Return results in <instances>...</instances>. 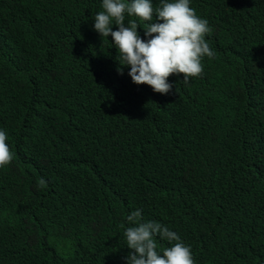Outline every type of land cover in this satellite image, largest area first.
<instances>
[{
	"label": "trees",
	"instance_id": "1",
	"mask_svg": "<svg viewBox=\"0 0 264 264\" xmlns=\"http://www.w3.org/2000/svg\"><path fill=\"white\" fill-rule=\"evenodd\" d=\"M101 5L0 0V264H126L137 208L196 264H264V0H191L216 58L169 94L118 73Z\"/></svg>",
	"mask_w": 264,
	"mask_h": 264
},
{
	"label": "clouds",
	"instance_id": "2",
	"mask_svg": "<svg viewBox=\"0 0 264 264\" xmlns=\"http://www.w3.org/2000/svg\"><path fill=\"white\" fill-rule=\"evenodd\" d=\"M190 5L191 0H159L158 4L153 0H102L103 10L94 15L93 27L102 39L112 37L118 50V73L128 67L134 84H147L154 92L169 94L173 88L170 75L183 74L187 85L190 78L203 75L205 57L216 58L205 38L212 28ZM141 26L147 39L138 31ZM7 139V132L0 129V168L15 158ZM37 187L46 188L47 181L38 179ZM126 219L130 226L124 236L131 250L124 258L126 264H196L191 246L166 224L144 220L139 208ZM157 238L171 246L160 248Z\"/></svg>",
	"mask_w": 264,
	"mask_h": 264
}]
</instances>
